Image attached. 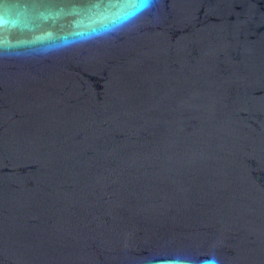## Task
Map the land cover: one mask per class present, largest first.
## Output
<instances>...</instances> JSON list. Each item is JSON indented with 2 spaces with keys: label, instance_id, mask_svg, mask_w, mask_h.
I'll use <instances>...</instances> for the list:
<instances>
[{
  "label": "water",
  "instance_id": "obj_1",
  "mask_svg": "<svg viewBox=\"0 0 264 264\" xmlns=\"http://www.w3.org/2000/svg\"><path fill=\"white\" fill-rule=\"evenodd\" d=\"M0 264H264V0H0Z\"/></svg>",
  "mask_w": 264,
  "mask_h": 264
}]
</instances>
